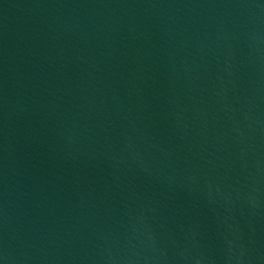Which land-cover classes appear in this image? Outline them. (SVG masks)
<instances>
[{
	"label": "water",
	"instance_id": "water-1",
	"mask_svg": "<svg viewBox=\"0 0 264 264\" xmlns=\"http://www.w3.org/2000/svg\"><path fill=\"white\" fill-rule=\"evenodd\" d=\"M0 264H264V0H0Z\"/></svg>",
	"mask_w": 264,
	"mask_h": 264
}]
</instances>
